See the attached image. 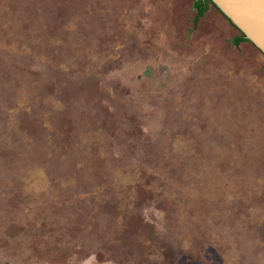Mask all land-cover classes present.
<instances>
[{
    "label": "rangeland",
    "instance_id": "1",
    "mask_svg": "<svg viewBox=\"0 0 264 264\" xmlns=\"http://www.w3.org/2000/svg\"><path fill=\"white\" fill-rule=\"evenodd\" d=\"M195 0H0V264H264V55Z\"/></svg>",
    "mask_w": 264,
    "mask_h": 264
},
{
    "label": "water",
    "instance_id": "2",
    "mask_svg": "<svg viewBox=\"0 0 264 264\" xmlns=\"http://www.w3.org/2000/svg\"><path fill=\"white\" fill-rule=\"evenodd\" d=\"M211 2L264 55V0Z\"/></svg>",
    "mask_w": 264,
    "mask_h": 264
},
{
    "label": "trees",
    "instance_id": "3",
    "mask_svg": "<svg viewBox=\"0 0 264 264\" xmlns=\"http://www.w3.org/2000/svg\"><path fill=\"white\" fill-rule=\"evenodd\" d=\"M210 5L213 6L211 0H195L194 1L193 7L196 11L195 16H194V20H193L194 27L196 26L199 19L202 18L204 16V14L208 11ZM238 32H239V30H238ZM239 33H240L239 36L236 37L233 41L235 45H239L242 42H249L241 32H239Z\"/></svg>",
    "mask_w": 264,
    "mask_h": 264
}]
</instances>
